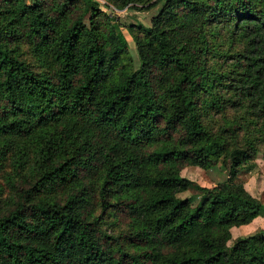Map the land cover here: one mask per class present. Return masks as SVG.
Listing matches in <instances>:
<instances>
[{"label": "trees", "instance_id": "16d2710c", "mask_svg": "<svg viewBox=\"0 0 264 264\" xmlns=\"http://www.w3.org/2000/svg\"><path fill=\"white\" fill-rule=\"evenodd\" d=\"M106 1L158 4L135 66L96 0H0V264H264V228L227 244L264 214L236 179L264 160V0Z\"/></svg>", "mask_w": 264, "mask_h": 264}, {"label": "rangeland", "instance_id": "374dc122", "mask_svg": "<svg viewBox=\"0 0 264 264\" xmlns=\"http://www.w3.org/2000/svg\"><path fill=\"white\" fill-rule=\"evenodd\" d=\"M24 1L26 3H31L33 0ZM96 1L97 7L104 11L106 14L112 16L120 25V30L128 43L127 53L132 61V64L135 66L137 64L136 49L134 46V41L125 26L128 23H141L144 25H150L151 17L155 14L158 4L147 5L146 3H144L137 4L136 6L126 5L121 9H116L106 0ZM112 7L114 9H112ZM231 43L234 46L236 45V41ZM224 46L229 48L230 42L227 41ZM218 62L219 59L212 63L217 64ZM10 159L11 153L8 154L4 166L0 170V210L6 207V205L9 204L12 200V198L10 197L11 190L9 189L7 183L4 181L2 175L3 172H12ZM32 160L33 154H30L28 164H30ZM179 172L181 175L189 178L199 185L210 186L226 177V166L222 162V160L219 159L214 165L206 169L192 164H183ZM236 179L240 180L244 188L264 204V160L262 159L260 152L257 151L256 154L251 158L242 162L236 174ZM14 180H16V178H14ZM195 193V187L190 186L189 188L178 192L177 195L179 197H192V201L194 202L196 200ZM113 213L116 215V217L112 219L109 216L104 217L107 220L105 223L110 225L114 224L115 230H118L119 227L124 226L127 218L125 216V213L120 209L113 210ZM110 220L114 221V223H110ZM259 228H264V214H261L247 225L232 226L230 228V238L227 240V244H231L232 240L236 236L252 233Z\"/></svg>", "mask_w": 264, "mask_h": 264}, {"label": "crops", "instance_id": "0c3cea01", "mask_svg": "<svg viewBox=\"0 0 264 264\" xmlns=\"http://www.w3.org/2000/svg\"><path fill=\"white\" fill-rule=\"evenodd\" d=\"M258 216H260V215L255 216L253 219H251V221H253V220H254L255 218H257ZM251 221H249V222H247V223H244V224H241V225H239V226L247 225V224L251 223ZM230 228H231V227H230Z\"/></svg>", "mask_w": 264, "mask_h": 264}, {"label": "built area", "instance_id": "2783aa9c", "mask_svg": "<svg viewBox=\"0 0 264 264\" xmlns=\"http://www.w3.org/2000/svg\"><path fill=\"white\" fill-rule=\"evenodd\" d=\"M112 9H114V8L112 7Z\"/></svg>", "mask_w": 264, "mask_h": 264}]
</instances>
